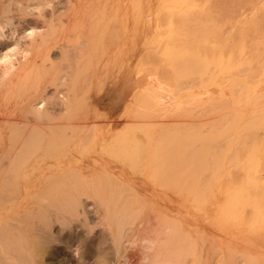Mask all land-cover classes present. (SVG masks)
Here are the masks:
<instances>
[{"label":"bare ground","instance_id":"obj_1","mask_svg":"<svg viewBox=\"0 0 264 264\" xmlns=\"http://www.w3.org/2000/svg\"><path fill=\"white\" fill-rule=\"evenodd\" d=\"M222 4L221 9L225 10L228 6ZM213 6L216 9V4ZM130 7L132 11L136 10L139 23H145L143 0H0V45L9 40L13 46L0 56V264H38L37 259L44 245L52 238L55 221H61V227L58 226L60 234L65 230V221L73 220L85 225L83 219L80 221L79 214H84V209L80 207L86 199L91 202L98 219L96 223L103 225L102 228L110 235L117 259L123 257L130 264H208V250L211 249L208 248V240L212 234L209 222L213 221L210 217L217 215H214V210L211 211L214 217L209 214L207 203L213 198L214 186L222 181L227 168L240 165L246 173L243 186L239 188V183L238 188L234 186L237 189L231 193L228 190L232 188H228L230 185L227 187L226 192L230 194L222 201L224 204L229 199L225 203L229 208L222 209L226 213H222L226 216L223 217L225 221L231 219L237 222H233L234 225L229 222L232 227L238 222L242 224V207H250L252 202L254 205L253 198L256 196L251 198L247 183L251 182V171L260 166V157L256 156L260 153L261 145L256 146L255 135L257 129L264 127L263 106L262 110L260 107V110H250V117L244 121L240 115L245 114V111H240V114L236 110L229 115H222L221 121L205 127L207 129L203 128L204 133L199 129L196 131L195 127L193 130L190 128L191 132L184 131L187 127L180 126L181 121L179 123L176 120L177 124L168 122L169 117L178 115L185 117L188 114V118H193L189 111L199 107V103L209 102L207 98L200 100L193 97L189 102L192 107H187L183 100L192 91L178 88L184 79L189 83L192 78L201 79L205 75L206 83H211L215 76L220 75L228 79L234 94L233 108H241L238 107L241 96L252 107L257 106L263 95L261 98L256 94L251 96L254 89L251 90L246 82L247 76L238 74V67L233 66L232 52L224 55L221 51L213 57L202 51V45L197 43L185 42L177 46L166 44L160 55L161 64L167 70L166 73H172L171 80L167 74V80L161 81L164 77L158 79L159 82L155 81L148 92L137 96L138 101L136 98L134 103L138 108L133 109L131 116L125 117L127 123H132L131 126L119 129L116 133H108L109 136L102 137L98 143L97 138L94 139L97 125L104 119L99 116L94 105L97 98L96 93H91L93 86L100 87L97 86L99 83L113 80L111 68L115 63L116 68L122 66L124 69L120 73L123 77H127L130 70ZM230 8H227L229 12ZM184 21L189 25L187 21H191V18ZM212 28L200 33V38L205 42L216 33L214 30L212 33ZM137 38L138 41L142 39L140 36ZM53 51L57 52V56H52ZM118 51L121 54H118L119 58L115 55ZM249 55L251 59V53ZM244 63L240 61V64ZM120 98L122 100L123 96ZM38 103L42 104L41 107H37ZM106 104L109 105L108 102ZM216 105L212 104L213 111H221L225 107V104L221 107ZM107 120L104 121V127L108 126L112 130L118 125L115 123L113 126L114 123L110 124ZM106 128L103 131L100 129L101 134L106 132ZM196 135L199 136L194 139ZM230 135H233L232 138L227 139ZM180 139L182 142L187 139V144L186 141L185 144L178 142ZM219 139L223 140V144L217 143ZM241 141L249 145H246L247 153L242 158L236 149L239 145L234 148ZM93 144L99 145L108 156L118 158L120 165L113 161L115 165L102 167L103 163L95 150L88 159L77 156V152L92 151ZM214 144L216 147L212 146ZM195 163L199 166L197 171L187 168L196 166ZM256 174L252 172V176ZM179 193L188 199L190 206L198 209L196 213L195 210L191 213L185 208L189 206L179 202L176 198ZM220 201L218 207L222 205ZM255 206L256 212L258 206ZM257 213L256 216L260 212ZM222 214L217 216L220 217L217 221H220ZM196 215L199 217L195 218ZM252 223L248 225L249 228ZM231 225L226 226L231 228ZM76 236L78 233L74 229L65 232L64 238L60 236L61 239L57 241L63 243L65 239ZM252 259L256 261L257 258Z\"/></svg>","mask_w":264,"mask_h":264},{"label":"rangeland","instance_id":"obj_2","mask_svg":"<svg viewBox=\"0 0 264 264\" xmlns=\"http://www.w3.org/2000/svg\"><path fill=\"white\" fill-rule=\"evenodd\" d=\"M215 1L216 0H143V10L145 11V13L143 14V16L145 15L144 16V22L146 20V22L143 23L144 25L139 23V20L137 18V14H136V10L134 12V11H132V8L130 7L131 9H129V10H131V11H129L128 16H129L131 22L129 23V26L132 29L134 27V29L130 30L131 32L129 35V38L131 37L130 42L133 45H131L129 42V46H130V50H131L130 53L131 52L132 53L129 55V60H131V61L128 60L129 65H130V68H129L130 70H128L129 71L128 76L123 77L121 75L122 74L121 72H122V70L124 71V69H122V66L121 67L118 66V68H116L115 66H117V63H115V65H112V68H111V71H112L113 76H114L113 80L106 82L104 84L99 83L97 86L100 85V87H96V85H95V88L93 86L92 91H91V93L93 95H95V93H96L95 96L97 98V101H96V103H94V105L97 108L98 114H100L99 116L101 118L103 116L102 119H104V121L106 118L109 119V120H107L108 123H110V124L114 123L113 126H115V123L118 124V125H116V127H113L111 130L108 128V126H106L107 128L104 127L106 125V123L104 121L102 123H98V125H97L98 129L96 130L97 132H94L95 134H97L94 137V139L97 138L96 139L97 143H98V140L101 139L102 137H104V136L108 137L109 134H111V133L119 132V129L121 130L122 128H125L127 126H131L132 123H127L126 118L128 115L131 116V114L134 113L133 109L138 108L136 106L137 104L134 103L135 102L134 100L136 98H137L136 100L138 101L137 96H140L142 93L144 94V93L148 92L152 88V86L154 85L155 81L159 82V80L163 77L165 79H161V81L168 79L167 74L169 72L166 73L167 70H165V68H163L164 66H163V64H161L162 63L161 62L162 56H160L161 52L164 49L166 44H168V46H177V45H179V43L183 44L185 42L192 43V44L197 43V45H199V46L202 45V47H203L202 51L208 52L213 57H216V55H219V53L221 51L223 52L224 55H227L228 52H232L233 53L232 62L235 63V65L233 64V66L238 67V74L247 76L246 82L249 84L251 90L254 89L251 96L252 95L254 96V94H256V96L258 95V96H260L259 98H261L262 97L261 95H263L262 98H264V75H263L264 74V70H263L264 69V66H263L264 65V29H263L264 28V22H263L264 21V0H217V2L214 3ZM220 3L221 4L223 3L222 6L223 5L228 6L227 7L228 9H229V7H231L232 9L230 8L231 9L230 12H229V10H227V8L225 6H224V8H226L225 10L221 9L223 7H221ZM215 4H216L217 10L215 9V6H213ZM217 5H218V7H217ZM169 9H171V11ZM196 11L199 13H197ZM216 12H218V13H216ZM134 13H135V15H134ZM208 13L211 14L212 16L209 15ZM206 14H208L209 16ZM215 15H216V18H215ZM228 16H229V18L232 19L231 21L228 18ZM208 17H210V18H208ZM225 17H227V18H225ZM181 18H183V19H181ZM190 18H191L192 22L187 21L188 23L189 22L191 23V24L189 23V25H188V24H186V22L184 20L185 19L190 20ZM205 19L207 20V22ZM225 19H227V20L225 21ZM203 20L205 23L204 25H203ZM254 20H255V22H253ZM196 21H197V23H194ZM209 22H211L209 24L210 26H207ZM213 22H215V23L212 24ZM257 22H259V23H257ZM215 24L217 25V27ZM142 25H143V27H142ZM259 25H261V26H259ZM192 27H193V29H192ZM207 27L208 28L213 27L214 29L212 28V33L214 30V31H216L217 34L219 33V35H216V33H213L214 36L211 35L209 37L210 39L208 38L205 42L203 38H200V33L201 32L204 33L208 29ZM135 28H137V29H135ZM142 28L145 30H143ZM230 28H232V30H230ZM134 30H136L135 31L136 33L133 32ZM139 33H140V35H138ZM197 33H199V34L197 35ZM224 33H226V34H224ZM228 33H229V35H228ZM144 35H145V37H144ZM215 35H216V37H215ZM137 36L142 37V39H141V41L143 42V43H141L142 45H140L141 41H138ZM196 36H197V38H196ZM132 37H133V40H132ZM199 38H200V40H199ZM221 38L222 39L224 38V39L222 40ZM134 39H135V41L137 40L138 43L135 42ZM184 39H185V41H184ZM194 39H195L194 42H190ZM255 39H257V40H255ZM0 40H2V38H0ZM144 42H145V45H144ZM210 43H212L213 45H210ZM134 46L135 47L138 46L137 48H139V49H137V48L135 49ZM141 46H143V47L141 48ZM191 46L192 45L190 44V47ZM12 47H13L12 43L9 40H7L5 43L1 44L0 45V56L3 53H5L6 51H8L9 49H11ZM220 48H221V50H219ZM139 50H141V51H139ZM134 51H135V53H134ZM137 51H138V53H137ZM239 52H242V53H239ZM213 53L215 56L213 55ZM250 53H251V59H250V55H249ZM118 54H120L119 51L115 54L117 56V58H119L121 55V54L120 55H118ZM134 54H136V55L134 56ZM52 56L53 57L57 56V52L53 51ZM243 56L245 58H243ZM240 57H242V58H240ZM238 59H240V60L238 61ZM242 59H244V61ZM245 59H247V60H245ZM135 61H136V63H134ZM240 61H242V63L248 61V63H244L245 64L244 65V64H240ZM251 61H253V62L250 63ZM139 62L141 64V66H140V64L138 66H136L137 63H139ZM238 63L240 64V66H238ZM248 64H250V65L248 66ZM242 65L245 68L248 67V69L247 68L244 69V67ZM241 66H242V68H241ZM256 66H257V69L259 70V72H257ZM119 67L121 70L119 69ZM252 68H254V69H252ZM115 71H116V73L118 71V73L114 74ZM261 71H263V72L261 73ZM171 76H172V73L168 74L169 80H171ZM201 79H202V81H201ZM201 79L192 78L189 83L184 81L185 80L184 79L182 82L179 83V86H178V88H180L182 90L191 89L190 91H192V92H189V94L186 95V97L183 100L184 103L186 104V106L188 105L187 107H192L189 102L191 101V99L193 97L200 99V100L206 99V98L210 99L208 103H206V101H204V104L199 103L200 104L199 107H196V108L194 107L191 111H189V115H191L190 113H192L193 118H188L187 117L188 114L185 117H184V115H178L177 117H179L180 120L177 117H175V118L169 117V121H168L169 123L171 122V123L175 124V122L177 120L179 123L182 122L180 126H182V127L184 126V128H186V127L189 128V129H187V128L184 129V131L188 130V132L189 131L191 132V130H193V128L195 127L196 131L199 129L200 132H203V130H204L203 128H205V127L208 128L210 125L212 126L214 123H217V121H221L220 118H223L222 115H229L236 110H237L236 112H238V110H239V112L240 111L246 112V113L244 112L245 114H242L245 117H242V115H240L241 112L239 114L241 116V118H243V121H244L248 117H250L249 115L252 113V111H256V110H260V109L262 110V108L264 107V102L261 103L262 101H264V99H262V98L260 99V102H259V103H261L260 105L258 103L257 106L255 105L256 107L255 106L252 107L251 105H249V103H247L248 102L247 99H245L244 96H241V97H239V98H241L240 99L241 101L239 102L238 107L240 106L242 109L240 108L241 109L240 110L239 108H233L232 107V100L234 98V94L232 92V87L227 82L228 79H225L222 75L215 76L211 83L205 82L206 81L205 80L206 75L203 76ZM200 81H201V83H200ZM190 83H192V84H190ZM96 88H98V90L100 88L101 89L98 92V90H95ZM93 89L96 92H94ZM111 92L113 95L110 94ZM107 93H108V96L106 95ZM102 95H104L103 98H102ZM110 95H111V97H110ZM121 96H123L122 100H120ZM248 96H249V94H248ZM164 98H165V95H164ZM104 102H106V103L108 102L109 105H107ZM110 102H111V106H110ZM220 103H222L223 106L225 104L224 109H222L221 111H213L211 109L212 104H214V105L217 104L216 105L217 107H221L222 104L220 105ZM165 104L168 105L167 103H165ZM41 105H42L41 103H38L37 107H41ZM261 106H263V107H261ZM244 107H245V109H243ZM247 107H249V108H247ZM259 107H260V109H259ZM108 109H111V110H108ZM250 110H252V111H250ZM104 111H105V113H104ZM124 112H126V113H124ZM104 115H105V117H104ZM118 116H120V117H118ZM180 116H182L183 118H181ZM186 118H188V119H186ZM216 118H217V120H216ZM164 119H168V118L164 117ZM189 119L191 120L192 124L190 123ZM218 119H220V120H218ZM213 120H216V121L214 122ZM178 122H176V124ZM182 127L180 129L181 131L183 130ZM105 128H106L107 134L109 133L108 135H106V132H103L105 135H103V133L101 134V132L103 130H105ZM190 128H191V130H190ZM207 128H205V129H207ZM116 129L118 131H116ZM257 131L258 132L255 135L256 146L257 147L260 145L261 146L259 147L260 149L258 148L260 150L259 151L260 153L256 157H260V158H258V160L260 159L261 161L259 160L260 166L258 165V167H257L259 169L256 168L255 171L254 170L251 171V173H250L251 182L247 183L248 184L247 187L250 190L251 198L256 196L253 198L254 199V205L252 202V205L249 204V206L251 205L253 207V206L257 205L259 208L257 207V211L255 212L254 210H256V206L253 208L251 206L247 207V205L242 207V221L243 220L244 221L242 224H241V222H238V225H240V226H238L236 224V226L232 227L231 224L234 225L237 222L233 221V222H235V223H233L231 221V219L230 220L228 219L230 223L232 222L231 224L229 222H227V220L225 221V219L223 217H226V216H224L226 213L224 214V212H222V209H224L226 207L227 201H229V199L226 200V202H225L226 204L224 203L225 206H224L222 201H224V198H226V196L229 195L234 189H237L238 187L240 188L241 186L244 185V178H245L244 176L246 173L245 170H243V168L240 165H238L237 168L235 166V168L237 170L234 167H229V169L227 168L228 171H227V173L225 172L226 175L224 174V177H222L223 178L222 181L218 182L217 186L215 184V186H214L215 189L213 188L214 189L213 190L214 193L212 192L214 194L213 198H211L212 194L208 197V200L211 198L210 199L211 202L208 201V203H207V206H208L207 211L208 210H210V212L213 210L216 211L214 213L215 216L216 215L218 216L219 214L221 216L222 213L224 214V215L222 214L223 215L222 218L224 220H222V218H221L220 221H217V219L219 220L220 217L218 218L216 216L217 217L216 218L212 214L213 212L210 213L208 211L209 214L213 215V217H214V218L210 217V219L211 220L213 219L214 222L213 221L209 222V227L211 230L210 232H212V234L210 233V238L208 240L209 244L207 242V244L210 245V246H208V248H211L210 250H208V253H209L208 264H249V263L250 264H258V263L264 264V236H263V234H264V231H263V229H264V224H263L264 223V220H263L264 217H262L264 215V210H263L264 209V166H263L264 162L262 163V161H264V145H263V143H264V127L257 129ZM99 135H101V137ZM197 136H199V135H196L194 137V139ZM231 136H233V135H230L229 137H227V139H229ZM184 140L186 141L187 139H184ZM244 140L246 142H248L247 139L244 138ZM185 141L182 142L181 139L178 140V142H180V143L182 142L181 144H185ZM218 141H220V142H217L218 144H220V143L223 144V140L219 139ZM245 141H244V143H245ZM187 142L188 141H186V144H187ZM195 144L198 145V143L196 141H195ZM237 145H239V146H237ZM246 145H248V144L245 143V145H244L243 142L234 145V148L237 146L236 147V149H238L237 153L240 154L239 156L241 158L244 157L243 155H245L247 153V149H248L247 147H249V145L247 147H246ZM212 146L216 147L215 144ZM92 148H93L92 151L88 150L89 153L87 150L81 151V152H84V153L80 152L81 155H79L80 153L77 152V156H79L80 158H83V159H88V157H90L91 155L94 154L93 151L95 150L98 153L97 157H99L101 163H103L102 167H104V166L109 167V166L115 165V164L120 165L118 163V158H116L114 156H108L107 153H105L101 150L99 145L93 144ZM245 148H247V149H245ZM101 155H102V157H101ZM84 156H85V158H84ZM206 157H204V158L206 159ZM100 161L98 162L99 164H101ZM113 161L116 163L114 164ZM202 162H200L199 164L201 165ZM198 167L196 164V166L191 165L187 168H189V169L195 168V171H197L199 169ZM232 168H233V170H232ZM240 168H241V170H240ZM252 172H253V174H256L257 172H259V173L256 174L254 177V175L252 176ZM259 174H261V175H259ZM116 177H114V178H116ZM121 178H123V176H121ZM255 178H257V179H255ZM255 180L256 181L258 180L257 181L258 184L255 182ZM239 181H241V182H239ZM252 181H254L255 184ZM227 183H228V185H226ZM239 183H240V186L238 185ZM259 183H260V187H259ZM256 184H257V186H256ZM237 185H238V187H237ZM224 186L226 187V189ZM234 186L237 188H235ZM227 187L229 189L230 188H232V189L228 190ZM257 187H258V190H257ZM216 188H217V190H216ZM227 190L230 193L226 192ZM251 190H252V192H251ZM256 190H257V192H256ZM218 192H219V194H218ZM222 196H223V198H222ZM258 197H260V199ZM176 198L179 200L180 203H185V205L189 206V207H185L188 209V211H190L191 213L192 212L194 213V210H195V213L197 212L198 209H196L193 206H190V203L187 201L188 199L186 197L184 198L182 193H179L178 195H176ZM216 198H217V200H216ZM212 199H214V202ZM87 200L88 199H86L85 202H83V205L80 207V209H82V208L84 209L83 210L84 214H82V213L79 214L80 215L79 216L80 221H82V219H83L85 222V225L83 224V222L79 223L78 221H75V220H74L75 222H73V220L71 222L65 221L66 223L63 221L62 224L65 223L66 226H64L65 230L63 231V233L60 234L61 232L59 233L58 230L61 227V221H55L54 222L55 224L53 226H54V231H56V232L54 233V231L52 230V238H50L49 243L44 245V250L42 251L41 255L38 257L39 259H37V261L39 260L38 264H130L129 262L127 263L125 258L123 260V257L117 259V257L115 256L116 255L115 250L113 248L114 243L111 241L110 235L108 234V232L104 228H102L103 225L101 226V224L96 223V221H98V219L93 212L91 202H89L90 200H88V201ZM219 201L222 204V205H220V206H222V208L219 206L221 209H218L219 208L218 207ZM259 202H260V204H259ZM210 203H212L214 206H212V204H210ZM209 206L212 208L210 209ZM216 207H218V208H216ZM227 207L229 208V205ZM227 207L224 210H226ZM260 207H261V209H260ZM192 209H193V211H192ZM217 209H218V211H217ZM217 212H219V213H217ZM257 212L258 213L260 212V213L258 214ZM256 213L258 214L257 216H256ZM211 215H209V216H211ZM252 215H253V217H252ZM196 217H199V216L196 215L195 218ZM255 217H259V218L254 220ZM261 217L263 218L262 220H261ZM252 220H254L253 223H252ZM257 220L259 223H261L260 221H263V223H261L262 224L261 226H258L259 223L257 222ZM222 221H225V222H222ZM246 221L247 222L249 221L253 225L255 223H257L255 225H257L258 227L263 226V228L262 229L257 228L255 225H254L255 226L254 227L252 224L251 225L253 227L250 225L251 227L249 228L248 225L250 223L249 222L247 223ZM218 222H220L222 225ZM244 222L246 224H244ZM213 223H214V225H213ZM225 224L227 226L231 225L232 230L229 227L227 228V226ZM223 225H224V227H223ZM58 226H59V228H58ZM69 227H70V229H68ZM235 227H237V228H235ZM244 227H245V229H244ZM246 228H247V230H246ZM74 229H75V232L78 233V236H76L74 238H71V237L67 238V240L65 239V241H63V243L60 241H57V240H60L64 236L65 232H67V231L71 232ZM233 229H235L236 231ZM239 230L241 231L240 233L238 232ZM224 231H226V232H224ZM223 232H224V234H223ZM225 233H228V234H225ZM233 235H235V236L233 237ZM60 236H61V238H60ZM222 238H223V240H222ZM241 239H242V241H241ZM222 242H223V244H222ZM220 243H221V245H220ZM230 252H234L235 254L231 253V254H233V255H231ZM254 253H256V254H254ZM228 254H229V256H226ZM196 256L198 257V254H196ZM248 257L249 258L251 257V258L249 259ZM252 258H254V259L257 258V259L255 261ZM252 262H254V263H252ZM193 263H195V260Z\"/></svg>","mask_w":264,"mask_h":264}]
</instances>
